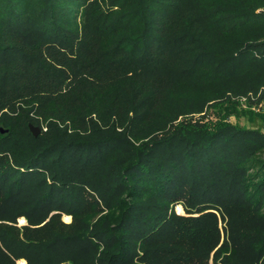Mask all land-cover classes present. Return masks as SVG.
<instances>
[{"label": "trees", "instance_id": "trees-1", "mask_svg": "<svg viewBox=\"0 0 264 264\" xmlns=\"http://www.w3.org/2000/svg\"><path fill=\"white\" fill-rule=\"evenodd\" d=\"M20 260L264 264V0H0Z\"/></svg>", "mask_w": 264, "mask_h": 264}, {"label": "rangeland", "instance_id": "rangeland-1", "mask_svg": "<svg viewBox=\"0 0 264 264\" xmlns=\"http://www.w3.org/2000/svg\"><path fill=\"white\" fill-rule=\"evenodd\" d=\"M176 211H177L178 214H183V213H184V210H183L182 206H178L177 209H176ZM66 217H67V218H70V220L68 221V220L66 219ZM62 221H63L65 224H71L73 220H72V217L67 216V215H63V216H62ZM26 225H27V221H26L25 218L21 217L20 219H18V224H17V226H18L19 228L22 227V226H26ZM220 227H222V224L220 225ZM23 261H24V260H20V261H18L17 264H20V263L23 262ZM24 263H25V261H24Z\"/></svg>", "mask_w": 264, "mask_h": 264}, {"label": "water", "instance_id": "water-1", "mask_svg": "<svg viewBox=\"0 0 264 264\" xmlns=\"http://www.w3.org/2000/svg\"><path fill=\"white\" fill-rule=\"evenodd\" d=\"M31 131H32L34 137H37L40 134V129L37 128V127L36 128L35 127H31Z\"/></svg>", "mask_w": 264, "mask_h": 264}, {"label": "bare ground", "instance_id": "bare-ground-1", "mask_svg": "<svg viewBox=\"0 0 264 264\" xmlns=\"http://www.w3.org/2000/svg\"><path fill=\"white\" fill-rule=\"evenodd\" d=\"M66 219H67L68 221L70 220V218H67V217H66ZM25 263H26V262H25ZM25 263H24V261H23V262H21L20 264H25Z\"/></svg>", "mask_w": 264, "mask_h": 264}]
</instances>
